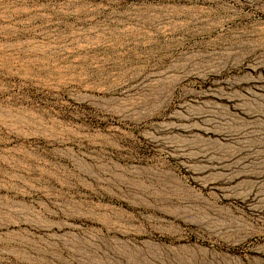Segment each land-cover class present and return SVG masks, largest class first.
Instances as JSON below:
<instances>
[{
  "label": "rangeland",
  "instance_id": "374dc122",
  "mask_svg": "<svg viewBox=\"0 0 264 264\" xmlns=\"http://www.w3.org/2000/svg\"><path fill=\"white\" fill-rule=\"evenodd\" d=\"M0 264H264V0H0Z\"/></svg>",
  "mask_w": 264,
  "mask_h": 264
}]
</instances>
